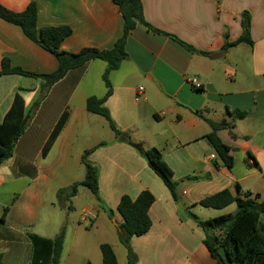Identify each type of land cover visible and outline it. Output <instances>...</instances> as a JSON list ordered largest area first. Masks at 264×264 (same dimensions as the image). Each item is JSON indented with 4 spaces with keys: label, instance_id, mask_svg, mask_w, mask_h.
<instances>
[{
    "label": "crops",
    "instance_id": "crops-1",
    "mask_svg": "<svg viewBox=\"0 0 264 264\" xmlns=\"http://www.w3.org/2000/svg\"><path fill=\"white\" fill-rule=\"evenodd\" d=\"M31 2L38 7V29H72L61 44L65 52L112 49L124 33V19L114 0H0L13 12L24 11ZM142 4L145 20L161 33L137 24L126 41V60L110 74L113 93L105 106L120 137L113 131L111 136L109 122L86 107L90 97L102 99L107 94L106 62L91 61L53 82L43 75L57 71V58L19 26L0 18V71L8 60L12 68L38 75L0 76V123L18 94L24 101V117L29 118L13 157L0 166V264H31L35 251L30 236L54 240L63 229L61 264H67L69 252L63 253L70 220L72 249L86 222L68 214L73 205L60 201L58 192L85 178L82 156L90 149L94 151L89 160L99 172L100 200L84 187L73 198L86 196L81 212L90 208L98 213L90 225L103 239L99 249L110 244L119 264L116 245H123L119 239L123 218L117 207L123 196L136 200L148 191L154 197L150 230L130 241L136 264H219L205 245L206 232L191 213L201 220L232 214L236 204L213 209L199 203L226 189L236 195L237 185L242 193L260 194L264 200V0H142ZM244 12L251 16L252 46L234 45L243 33ZM195 77L202 82V91L190 85ZM65 111L68 121L44 157L43 148ZM235 111L246 117L234 121L229 112ZM207 120L234 124L232 130L218 132L231 148L233 168L224 165L209 143L212 128ZM152 148L162 152V162L177 183L179 202L141 152ZM214 234L221 237L224 232ZM88 261L103 264L102 253L95 262L87 259L82 264Z\"/></svg>",
    "mask_w": 264,
    "mask_h": 264
},
{
    "label": "trees",
    "instance_id": "trees-1",
    "mask_svg": "<svg viewBox=\"0 0 264 264\" xmlns=\"http://www.w3.org/2000/svg\"><path fill=\"white\" fill-rule=\"evenodd\" d=\"M119 7L124 19V33L116 41L114 47L108 50H100L96 48H84L78 53H69L61 50L62 42L72 34V29L68 26L47 27L38 29V7L35 2H31L22 12H13L0 3V18L4 21L19 26L24 34L38 44L43 49L52 53L59 62L57 71L51 75H43L51 79L53 82L62 80L69 72L84 68L88 63L94 60H102L107 63V69L103 75L104 83L107 87V94L104 98L90 97L87 100L86 107L91 113L103 116L110 124L112 131L117 137L122 132L113 122L110 111L106 108L105 102L113 93L112 84L110 82V74L117 70L121 63L126 60V41L130 32L137 26L142 24L150 31L161 33L159 30L150 25L144 17L142 0H114ZM242 36L234 43L239 45L247 43L250 46L253 42L250 37L251 16L248 12L242 14ZM175 40L179 41L176 37ZM180 42V41H179ZM186 48L194 52V49L183 42H180ZM229 46V45H228ZM227 47V45H226ZM205 55H209L205 53ZM22 75L28 77H38L34 73L24 71L21 68H12L8 60L2 63L0 76L4 75ZM25 105L23 98L18 94L14 100L13 106L7 113L3 123H0V166L14 155L16 145L28 125V117H24ZM235 120H242L246 117V113L235 111L229 112ZM69 118V113L65 111L60 117L58 123L53 129L47 143L43 148V156L46 157L54 142L62 132ZM212 128L207 139L216 153L229 169L234 167V158L231 155V148L226 145L218 136L220 130H232L233 123L222 121L216 123L207 120ZM139 148L138 145H136ZM140 149V148H139ZM94 151L90 149L84 152L82 162L85 166V178L74 183L71 187L62 189L58 192L60 201L71 200L77 196L81 187L87 188L95 197H99V172L98 168L93 165L89 156ZM148 161L151 169L163 180L169 189L173 199L179 202L177 194V183L173 180L171 173L162 162V152L158 148H152L147 151H141ZM252 157V155H250ZM257 165V162L255 161ZM238 193L233 195L229 190H223L215 195L203 199L199 204L206 208L224 209L232 204H236L239 212L233 216L228 214L217 220H225V224L219 227L213 225L214 220H201L196 215L192 217L197 221L198 225L206 232L205 245L218 261L219 264H264V200L260 194L242 193V189L237 185ZM154 202L153 195L148 192H142L136 200L129 196H123L117 210L123 218L121 225L120 242L128 251L127 264H136V256L131 250L130 241L134 236L145 235L152 226V220L149 215L150 207ZM4 210L1 221L5 220ZM212 230L214 233L218 230L224 232L223 236L216 234L211 237L208 232ZM65 229L54 240L40 238L31 235L30 239L34 247V257L31 264H61V256L64 245ZM220 247H224L230 263H227L218 252ZM103 264H119L117 255L113 247L104 243L100 246ZM2 256L0 255V262ZM41 262V263H40ZM86 264H92L88 261Z\"/></svg>",
    "mask_w": 264,
    "mask_h": 264
},
{
    "label": "rangeland",
    "instance_id": "rangeland-1",
    "mask_svg": "<svg viewBox=\"0 0 264 264\" xmlns=\"http://www.w3.org/2000/svg\"><path fill=\"white\" fill-rule=\"evenodd\" d=\"M110 135H113L112 130H110ZM68 206L73 205L72 209H68L69 215H80L81 210L86 205V196L79 195L77 199H71L70 201H67ZM59 203V202H58ZM76 204V205H75ZM70 225L67 227L66 231V239H65V246H64V253L63 255H67L68 252V259L67 264H82L85 260L91 259L92 261H96L97 256H101V250L99 249L98 243L102 242V238L96 234L94 231H92V227L90 225V222L82 223V227L80 232L78 233V237L76 239V244L74 248H71V240H72V224H74V221L70 220ZM76 224H78L77 221H75ZM85 229V230H84ZM91 231V232H87ZM38 231H40L38 229ZM44 234H47L44 232ZM107 240V239H106ZM108 240H110L108 238ZM116 250L119 258L120 264H125L126 261V249L123 245L118 244L116 245ZM67 257V256H66Z\"/></svg>",
    "mask_w": 264,
    "mask_h": 264
},
{
    "label": "built area",
    "instance_id": "built-area-1",
    "mask_svg": "<svg viewBox=\"0 0 264 264\" xmlns=\"http://www.w3.org/2000/svg\"><path fill=\"white\" fill-rule=\"evenodd\" d=\"M190 85L196 89V90H203V84L202 82L198 79V78H192L190 80ZM143 91V88L139 89L138 93H137V98L139 97V95L141 94V92ZM98 217V213L94 210V209H90V208H85L81 213H80V221L81 222H94Z\"/></svg>",
    "mask_w": 264,
    "mask_h": 264
},
{
    "label": "water",
    "instance_id": "water-1",
    "mask_svg": "<svg viewBox=\"0 0 264 264\" xmlns=\"http://www.w3.org/2000/svg\"><path fill=\"white\" fill-rule=\"evenodd\" d=\"M179 205H181L180 203H179ZM239 208H237L233 213H232V215L233 216H235L238 212H239ZM225 220H214L213 221V225L215 226V227H219V226H222L223 224H225ZM208 234L211 236V237H213L215 234H214V232L212 231V230H210L209 232H208ZM218 252H219V254L224 258V259H226V261H227V263H230V260H228V258H227V255H226V253H225V249H224V247H220L219 248V250H218Z\"/></svg>",
    "mask_w": 264,
    "mask_h": 264
}]
</instances>
